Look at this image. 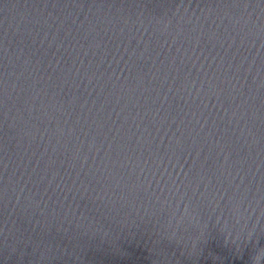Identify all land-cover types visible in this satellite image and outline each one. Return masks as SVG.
Masks as SVG:
<instances>
[{
    "label": "water",
    "instance_id": "1",
    "mask_svg": "<svg viewBox=\"0 0 264 264\" xmlns=\"http://www.w3.org/2000/svg\"><path fill=\"white\" fill-rule=\"evenodd\" d=\"M0 264H264V0H0Z\"/></svg>",
    "mask_w": 264,
    "mask_h": 264
}]
</instances>
